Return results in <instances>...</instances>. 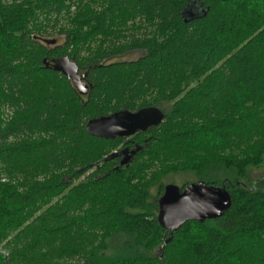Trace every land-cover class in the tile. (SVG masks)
<instances>
[{
	"label": "trees",
	"instance_id": "1",
	"mask_svg": "<svg viewBox=\"0 0 264 264\" xmlns=\"http://www.w3.org/2000/svg\"><path fill=\"white\" fill-rule=\"evenodd\" d=\"M59 23L63 43L49 45ZM63 58L86 96L54 71ZM0 106V248L34 231L26 251L61 239L54 257L75 264H264V180L244 186L264 164V0H0ZM146 108L164 115L146 132L85 131ZM169 174L223 187L229 209L169 234L158 206ZM20 261L32 264L0 254Z\"/></svg>",
	"mask_w": 264,
	"mask_h": 264
},
{
	"label": "water",
	"instance_id": "2",
	"mask_svg": "<svg viewBox=\"0 0 264 264\" xmlns=\"http://www.w3.org/2000/svg\"><path fill=\"white\" fill-rule=\"evenodd\" d=\"M47 43L54 45L55 40H49ZM52 65L54 71L71 81L79 96L84 97L88 94L90 86L84 81L83 76H78V68L73 61L63 58L54 61ZM163 117V113L155 108L136 112L121 110L109 116L89 120L85 125V131L91 137L107 141L129 138L159 126ZM133 155L134 152L123 159L121 165L130 162ZM158 206L159 222L171 234L187 222L204 223L221 218L230 207V196L223 187L215 188L202 182L189 184L182 190L174 185H168Z\"/></svg>",
	"mask_w": 264,
	"mask_h": 264
},
{
	"label": "rangeland",
	"instance_id": "3",
	"mask_svg": "<svg viewBox=\"0 0 264 264\" xmlns=\"http://www.w3.org/2000/svg\"><path fill=\"white\" fill-rule=\"evenodd\" d=\"M65 23H59V25L55 28V30L53 29H48L47 30V34L43 37V38H48V39H53L56 40V44H62L63 43V36H59L58 35V29L60 28L59 26H64ZM67 26V25H65ZM139 53L135 52V53H129L121 58H117V61H134L139 57ZM262 112H264V110H262ZM261 114L260 117H262L264 115V113H259ZM10 117V112L9 110H7L4 107L0 106V118L3 122H7L8 119ZM261 121H263L264 123V117H262L260 119ZM1 167V166H0ZM4 170L1 168L0 169V179L2 180H6L7 177L5 176ZM247 182L244 183L245 187L252 189L255 187V185H257L256 182H258L259 180H264V164L262 166H252L247 170ZM81 180V179H80ZM184 181H188L190 183L193 182H197V178L193 177L192 175H185V174H169L168 176L164 177L162 179V183L164 185H174L176 187H181V185L183 184ZM262 186H264V181L261 184ZM256 188L258 189L259 186H256ZM157 191V187H152L151 189L148 190L147 196H148V200L151 201V199L155 197ZM43 210H41L40 212L36 213L35 216H37L39 213H41ZM76 216H79V213L76 214H70V218H74ZM34 220V219H31ZM33 226H34V230L38 231L41 228V225L37 222V221H33ZM34 233V231L32 233L29 232H23V233H19L17 234L16 232H11L9 235V245L5 248L2 249L0 248V254L3 256H9L12 253L15 252H20L22 251L23 253H25V255L27 257L32 258V264H75L74 260H66L65 258H60L57 259L56 257H54V255L56 253H58V242H61V239H58L57 242H51L50 244L47 243V241L45 239H41V241L39 242V244L31 251H26V248L32 243V241L34 240V235H32ZM10 242L12 244H10ZM30 252V253H28ZM42 255V257H41ZM14 261L16 260L17 262V258H13ZM40 259V260H39ZM37 260V261H36ZM23 262L20 261V263L18 264H22ZM24 264H26L24 262Z\"/></svg>",
	"mask_w": 264,
	"mask_h": 264
},
{
	"label": "flooded vegetation",
	"instance_id": "4",
	"mask_svg": "<svg viewBox=\"0 0 264 264\" xmlns=\"http://www.w3.org/2000/svg\"><path fill=\"white\" fill-rule=\"evenodd\" d=\"M124 154V156L127 154V152H126V150H125V153H123ZM127 156V155H126Z\"/></svg>",
	"mask_w": 264,
	"mask_h": 264
}]
</instances>
